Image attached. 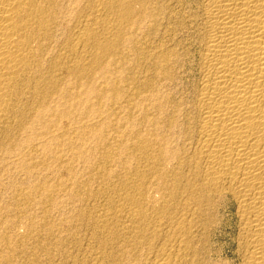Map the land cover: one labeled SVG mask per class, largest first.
<instances>
[{
	"label": "bare ground",
	"instance_id": "1",
	"mask_svg": "<svg viewBox=\"0 0 264 264\" xmlns=\"http://www.w3.org/2000/svg\"><path fill=\"white\" fill-rule=\"evenodd\" d=\"M110 15L115 16L116 22L110 23V18H112L108 17ZM108 18L110 21H107ZM145 18L147 20H143ZM142 20L145 21V24L146 21L148 22L146 32L150 34L153 40L155 37L157 38L159 29L157 27L160 26L163 30L162 39L160 40L158 37L159 41L155 38L156 43L153 41L154 43L147 44L149 46L147 49L145 48V52L136 47L135 50L133 49L137 61L140 62L141 59L149 61L150 70L161 85L159 87L171 91L169 88L176 82L179 71L187 66L189 60H191L190 65L193 68L192 78L187 85L189 86L187 95L177 98L169 92L161 91L164 93L161 95L158 91L159 88L154 87L155 82L152 85L148 76L149 79L140 82H143L142 88L139 89L138 85L133 83L130 93L126 92L128 91L127 88L126 91L124 90L131 100L142 97L147 105H149L148 102H151L153 110L159 114V120H157L158 118L147 119V115V120H145L148 121V125L152 126V129L149 128L151 132L147 133L148 135L144 133L139 135V133L131 131L132 135L135 134L131 139L137 154L135 159L138 163L136 161L135 163L138 165L133 169L131 168L132 170L126 169L128 172L122 183L124 188L120 190L114 188L118 191H112V193L116 192V197H111L115 193L108 196V193L113 190L111 189L114 186L113 176L112 179L107 176L108 179L113 180L112 186L109 188L111 190L108 193L105 192L106 189L108 190V183L110 182V180L108 183L106 182L107 178L101 182L102 188H98H101L100 191L102 192L99 194H105L104 197L106 198L103 200H106L107 205L104 202L102 206L97 205L98 208H94L93 202V205L90 206L93 207V210L88 209L90 212L88 214H93V217L97 215L100 218L96 225L90 221L93 222L91 225L95 228L91 240L96 239L98 244L97 250L95 249V252L92 250L94 253L91 252L95 259L93 261L89 258L91 262L93 261L90 264H100L101 260H98L104 255L103 250L108 251L106 250L107 246H109L110 252H106L108 254H105L104 259L111 264H207L209 262L206 263L205 260L208 261V256L206 259L204 254L209 251L206 249V244L211 233L220 224L218 214L222 206H230L234 214L236 232L233 241V255L238 264H264V0H0V264H53L56 261L55 258L58 256L55 257L53 251L58 250L57 245L52 243L55 247L53 245L51 247L45 242L37 241L40 239L37 236V230L43 231V228H47H41L40 225L43 220L38 223L39 225L35 224L33 215L35 213L29 215V220L27 218V226L24 224L26 231L24 229V232L20 231L23 228L21 221L24 212H26V206L33 201L31 192L36 194L49 186L43 188L44 186L38 185L40 187L32 189L29 191L30 194L28 192L26 196L22 192L24 190L19 188L16 177L20 171L24 172V168L28 171L33 169L31 162L38 152V149H35V145H37L36 141L34 143L35 139L38 140L41 136L42 138L47 137L50 141H54V144L60 146L58 141H61L63 135L67 134L63 130L61 132V129L66 128L64 127L65 120H69L68 117H70L68 107L70 108V102L75 97H72L73 93L70 95L72 89H69V82L73 83L74 81L77 84L84 79L83 82L88 83L90 77L96 75L95 72L99 71V74L103 71L98 70L103 66L99 64L102 61L101 58L103 57L104 59H102L105 60L109 57L103 54L111 47L120 44L119 34L118 36L114 35L116 36L115 40L108 38L102 41L101 34H106L103 31L120 32L123 28V31L128 32L130 28L132 38L134 36L132 33L138 32L141 35L140 33L145 32V29L140 32L141 28H138ZM125 27H128V30ZM149 34L145 35L149 36ZM128 37H125V40L128 41ZM129 41L132 42L131 39ZM128 42L124 43L125 46H129L130 43L128 44ZM128 46L126 48L129 49ZM119 48L121 47L119 46ZM120 53L118 51V56ZM124 54L126 53L120 55L124 56ZM120 57L118 59L121 63ZM134 58L133 62H126L135 63ZM99 60L101 61L98 63ZM141 62L143 63V61ZM128 67L126 66V68ZM135 70L138 69L135 68ZM104 72L107 71L100 73V76L101 74L105 75ZM132 76L130 77L132 78ZM141 76L142 74L138 77ZM180 76L182 77V75ZM72 79L73 81H70ZM132 79L133 81L137 80V78ZM177 81L179 83V79ZM109 86L111 85L107 87ZM88 89V92L93 93L94 96L104 95V88L100 89L93 86ZM115 89L112 91L115 95L114 106L119 101V99L116 101L115 97L125 95L118 88ZM108 95L105 97L107 98ZM78 98L72 102L76 100L77 103ZM80 98L81 104L83 100L81 101ZM84 101L86 102V100ZM139 104L141 103L138 102L136 106L130 104V106L144 107V105L139 106ZM121 105H117L120 108L119 112L122 110ZM147 107L145 108L147 109ZM112 108L114 109V107ZM127 108L132 111L131 108ZM135 108L132 109L135 110ZM115 109L117 110V108ZM109 111L111 112L112 109ZM152 113L154 112H151V115ZM153 116L155 117V115ZM98 119L99 116L96 120ZM91 120L93 121L92 118ZM135 121H140V118L138 117ZM79 122L76 121L77 124ZM142 122L144 124L145 121ZM69 123L68 125H70ZM59 124L60 126L63 124V128L60 129ZM83 124L85 125L84 122ZM94 125L96 124L94 123ZM136 126L133 128L130 126V128L139 132L137 129L141 127L135 129ZM55 127H58L59 131ZM70 127L72 128V126ZM80 127L82 126L80 125ZM84 127L82 131H84ZM54 128L57 132L66 134L55 135L53 133ZM86 128L88 130L90 127ZM86 128L85 131H87ZM100 128L97 127V130ZM74 129L72 128V130ZM144 129L146 132L147 126ZM79 130L81 131V129ZM93 131L95 130L93 129ZM37 133L41 134L38 138L39 134ZM60 133L58 134L60 135ZM143 134L148 137L142 136ZM68 135L67 137L70 136ZM79 135L81 134L79 133ZM70 137L73 138L74 135ZM99 137L101 138V135L96 136V139ZM78 138L80 140V136ZM65 139H62V142L66 141ZM55 140H58L57 143ZM100 143L103 145L104 142L101 141ZM120 143L121 141H119ZM38 145L44 147V144ZM49 145L47 144V148L44 147V149L51 148ZM130 146L131 144H129ZM129 147L128 150L131 152L130 149L133 147L130 149ZM40 148L39 150L42 149ZM124 148L127 151V148ZM120 152L115 154H121L122 152ZM44 153H42L43 156ZM125 153L124 159L128 151L126 155ZM77 154L74 153V157H77ZM109 154H111L110 151L109 153L102 152V156H99L103 161L109 162L114 153L111 156ZM114 156L116 157V155ZM121 157L123 156L120 155L118 160ZM127 160H125L126 163ZM132 160L134 161V158ZM120 161L124 162L122 159ZM30 163L32 167H30ZM105 163L107 164V162ZM25 164L29 166L27 167ZM121 166H125V164H121ZM121 169L123 173V168ZM95 171L100 173L101 170ZM106 173L104 172V174ZM99 178L102 177L99 176ZM151 183L156 186L155 193L160 195L158 198H161V203L152 205L153 207L149 211L147 204L153 195L149 196L151 192H147L149 189H146V186ZM150 187L155 188L154 186ZM72 190L71 194L74 192L73 188ZM88 194L87 192L86 198ZM70 196L72 197V195ZM96 197L93 196L94 200ZM81 211L83 212L84 209ZM149 212L153 216L149 215ZM85 213L87 215V212ZM46 215L48 217V214ZM97 216L95 217L97 218ZM42 217L44 215L41 216V219ZM68 218L70 217L68 216ZM44 220L43 226H50V223L48 224V221ZM86 221L85 223L89 222ZM78 223L80 224V221ZM35 225L41 229L38 227L36 230ZM49 226L48 229L51 228ZM93 228H91L92 231ZM54 229H50V235H56L54 233L58 229ZM60 229L59 232L61 233ZM77 229L79 231L81 228ZM53 230L54 233H52ZM68 230L71 231L70 228ZM158 231L162 233L159 232V235L163 236H161L162 242L159 238L158 241L161 243H157L158 245L156 244L157 246L154 247L152 244L155 242L150 244V241ZM59 232L56 233L59 234ZM72 233H68V235ZM62 234H66V238H68L67 231ZM90 235L91 232L88 236ZM58 238L56 235V239ZM49 240L48 244H50ZM58 240L60 241V239ZM53 241L55 242V240ZM65 241L61 239V242L64 243ZM155 241L157 240L155 239ZM94 243L93 245H96ZM47 246L53 251L48 250ZM68 246L70 245L68 244ZM64 247L62 252L59 251L60 253L64 254L63 251H66V247ZM69 249H67L68 253L70 252ZM75 253L72 254L78 256L79 252L76 251ZM64 256L67 257V254ZM74 260L73 264H83L84 261H87L83 259V261L80 259L82 262ZM60 262L62 261L59 260V264ZM72 262L73 260H71Z\"/></svg>",
	"mask_w": 264,
	"mask_h": 264
},
{
	"label": "rangeland",
	"instance_id": "2",
	"mask_svg": "<svg viewBox=\"0 0 264 264\" xmlns=\"http://www.w3.org/2000/svg\"><path fill=\"white\" fill-rule=\"evenodd\" d=\"M163 1H166V0H163ZM109 18L110 17H112V18H110L111 19V21H110V19L108 18L107 19V21H110V23H114V21L116 20L115 19V16L114 15H110V16H108ZM143 20H147L146 18L145 19H143ZM142 20V21H143ZM141 21V22H142ZM116 22V21H115ZM141 22H140V25L138 26V28L140 29L141 28V30H140V32H142L143 30L142 29H145V32H142V33H140L141 35H139L138 34V32L136 33V34H134V33H132L134 36L133 37H135V38H131V31H130V28H129V33L127 32V31H123V28H122V31H114V32H112V31H107V30H105V31H103V33L104 32H106V34L104 33L103 35L101 34V40L102 41H105V40H107L108 38L109 39H111L112 40V38H113V40H115L116 38V36H114V35H117L118 36V34H119V37H120V44H119V46L121 47V48H119V46L117 47L116 45H115V47L113 48V47H111L110 49H108L107 50V52L111 55H109L107 52L105 53V54H103V55H106V57H108V58H105V60H103L102 58H101V60H99L98 61V63L101 61V63H99V64H101V65H103V66H101V65H99V66H101L98 70H100V71H107L108 72V74H107V72H104L105 73V75H102L101 74V76H100V73H102V72H100L99 74H98V72H95V74L96 75H94V76H92V77H90V79H89V82L88 83H86V81H85V83L83 82L84 81V79H83V81L82 82H79V83H77V84H75L74 83V81H73V79L72 80H70V81H73V83L72 82H69V84H68V86H69V89H72V90H70V95H72V93H73V95H72V97H76L77 96V94H78V97L80 96H82L81 98H80V100L82 101L83 100V102L80 104V101H79V98L78 97H76V98H78L77 99V103H76V100L74 101V102H72L74 99H76L75 97L72 99V103L70 102V105L72 106H70V108L68 107V112H69V116L70 117H68L69 118V120L68 119H66L65 120V122H66V124H64L65 126L64 127H70V126H72V128L74 129V128H77V129H74V130H72V128L70 127H68L69 128V131H68V128L65 130V129H61V128H63V124L60 126V124H59V128L61 129V132H62V130H63V132L65 131V132H67V134H69L70 136H72L73 137V135H74V137H75V135H77L75 138L76 139H78V140H76L74 137L73 138H71L69 135V137H67V134L66 133H63V134H66V135H63L62 133H60V132H57V131H59L58 130V127H55V128H57V131H56V129L54 130V134L55 135H58V136H61V134L63 135V138H61L60 140L61 141H58L59 143H60V146L59 145H57V144H54L52 141H50L47 137L45 138V137H43L42 138V136H41V134L40 133H37V134H39L38 136H37V138L39 137V136H41V137H39V139L37 140V139H35L34 140V143H36L37 145L38 144H40V145H42V144H44V147L45 148H47V144L49 145V146H51V148L50 147H48V150H45L44 149V147H43V145L42 146H40L39 147V145L37 146V145H35V149H38L37 151V156H36V154H35V156L33 157V159H32V165H33V171L32 170H30L31 171V173H30V171H28V170H26V168H24V172L22 171H20V173H18V175H17V177H16V180H17V182H18V184H19V188L20 189H23L24 191H22L23 192V194L24 195H28V194H30V192L29 191H32V189H34V188H36V187H40V186H38V185H41V186H44L43 188H45V187H48V188H45V192L44 191H42V192H40L39 191V193H33V192H31L32 193V198H33V201L31 202V203H28L27 204V206H26V212H24V215H23V217H22V221H21V223L23 224H21L22 225V230H20L21 232L23 231L24 232V230L26 231V224H28V220H29V215H32L33 213H35V214H33L34 215V222H35V224H37V225H39L38 223H40V221L41 220H43V221H41V228L42 227H46L47 229H45V228H43L42 230L43 231H38L37 230V228L39 227V226H37V225H35V229L37 230V236H38V238H40L39 240H37V239H35V240H37V241H39V242H42V243H46L47 245H49V246H51V245H53L54 243V245H57L56 247H58L57 249V254L55 255V253L56 252H54L52 249L50 250L49 249V247H48V250H50V251H53V253H54V256L56 257V256H58V257H56L55 259H56V261H55V259H54V263L53 264H59V260H61L62 262H60V264H64L66 261V263L65 264H70L71 263V260H73V262L71 263V264H73L74 263V259H76V261H81L82 259L83 260H87V261H84V263L83 264H90V263H93V261H94V255H93V253L97 250L96 248H98V244H97V242H96V239H93V240H91L92 239V232H94V230H95V228H93V226L91 225V224H93V222H94V224L96 225L97 224V221H98V219L100 220V218H98V216L97 215H94V217H93V214H88V212H89V210L90 209H92L93 210V207L94 208H98V206L99 205H103L104 204V202H105V204H106V200H103L104 198H106V197H104V195L103 194H99V193H102L100 190H101V188H102V181H103V179L105 178H107L108 179V177L110 176V179H112L111 177L113 176L114 178H113V180H114V186H112V183H113V180H110V179H108L106 182L108 183V181L110 180V182L108 183V185H109V187H108V190L106 191L105 190V192L106 193H108L111 189H113V190H111L108 194V196H111V194H113V193H115L114 195H112L111 197H113V198H115L116 196V192L118 191V190H120V189H122V188H124V184H122L123 182H124V179L123 178H125V175H127V170L129 169V170H132L133 168H135L138 164H136L135 163V161H136V159H135V157H136V153H135V148L132 146V137H134L135 136V134L133 133V135L131 134L132 132H136V133H139V135H141L142 133H144V134H149V132H151L150 131V129H152V126L149 124H147L148 123V121L146 122V120L147 119H157V120H159V114H157L154 110H153V107H152V103L151 102H148V104L150 105H147L146 103V101H143L142 100V97H139V98H137V99H133L134 101H136L135 103H137L138 104V102L139 103H141V104H139V106L140 105H144V107H142V106H140V107H136L137 108V110H136V108L135 107H133V106H130V104L131 105H134L135 103H134V101L133 100H131V99H129V97H127V94L128 93H130L129 91L131 90V84H133L134 83V85H138V87H139V89L140 88H142V83H140L141 81H144V80H146V79H149L150 80V82L152 83V85L154 84L153 82H155V85H157V86H155L154 85V87H156L157 89H158V91L161 93V95L162 94H164V93H167V92H169L173 97H181V96H183V95H187V90H188V87L189 86H187L188 84H189V82H191V79L190 78H192V74L191 73H193V68H192V66L190 65V61L191 60H189V65H188V63H187V66L185 67V68H183V70L182 71H179V75L177 76V78L179 79V83H178V79L176 80V82H174V86L175 87H170L169 89L171 90V91H169L168 89V91L166 90V88H164V87H162V89L160 88L161 87V85H160V83H158V81L156 80V78H154V75H153V72H152V70H150V64H149V61L147 62L146 60H142L141 59V61H143V63L141 62H139V61H137V57H136V55L134 54V51H133V49L135 50V47L136 48H138L139 50H142L143 52H145L146 51V49L148 48L147 46H149V45H147V44H149V43H156L157 41H159V39L161 40L162 39V37H163V30L161 29V27L160 26H158L157 28H159L158 29V34H157V41H156V39L154 38V40L150 37V34L148 33V32H146L147 31V21H146V24H145V21H143L144 22V25H143V22H142V24H141ZM144 26H145V28H144ZM125 28H127V30H128V27H125ZM124 28V30H126ZM139 29H138V31H139ZM113 33V35L111 36V34ZM119 32V33H118ZM162 32V33H161ZM109 34V35H108ZM145 34H149V36L148 35H145ZM125 35V36H124ZM127 35H130L129 37L127 36ZM142 35H144V36H142ZM139 36V37H138ZM143 37V38H141V37ZM128 37V39L130 40L131 39V41L132 42H130L129 40V42L127 41V40H125L126 38ZM158 37H159V39H158ZM121 38H123V39H121ZM137 38H139L138 40H137ZM148 38H150V39H148ZM141 39V40H140ZM144 39H145V41H144ZM152 39V40H151ZM122 40H123V42H122ZM128 42V44H129V46L128 47H130L129 49L128 48H126L127 46H125L126 44H124L125 42ZM144 43H143V42ZM151 41V42H150ZM154 41V42H153ZM135 42V43H134ZM142 42V43H141ZM122 43H123V45H122ZM140 43H141V45H140ZM133 44V45H132ZM137 44H138V47H137ZM144 44V45H143ZM123 47H122V46ZM134 45H136V46H134ZM132 47V48H131ZM140 47V48H139ZM143 49H142V48ZM115 48H117V49H115ZM123 48H124V50H123ZM126 48V49H125ZM146 48V49H145ZM113 49V50H112ZM114 49H115V51H114ZM128 49V50H127ZM121 50V51H120ZM131 52H130V51ZM145 50V51H144ZM113 51V52H112ZM118 51L119 52H121L122 53V55H123V53L125 52L126 54H124V56H121L120 54H119V56H118ZM133 51V52H132ZM128 52V53H127ZM116 55H115V54ZM134 54L133 56H132V54ZM113 54V55H112ZM108 55V56H107ZM122 58H121V57ZM115 57V58H114ZM118 57H120V60H121V63H120V61H119V59H118ZM125 57V58H124ZM133 57H135L134 58V60H136V61H134L135 63H129L130 61L131 62H133ZM107 59V60H106ZM115 59V60H114ZM123 59V60H122ZM132 59V60H131ZM110 60H112L111 62H110ZM119 62H118V61ZM139 60V59H138ZM103 61H105V62H103ZM124 61V62H123ZM126 61H129V62H126ZM103 62V63H102ZM123 62V63H122ZM126 62V64H124ZM139 62V63H138ZM107 63H108V65H107ZM110 63V64H109ZM117 63V64H116ZM138 63V64H137ZM106 64V65H105ZM135 64V65H134ZM140 64V65H139ZM104 65H105V67H104ZM121 65V66H120ZM125 65V66H124ZM134 66V68H133V66ZM137 65V66H136ZM143 65V66H142ZM145 65V66H144ZM149 65V66H148ZM119 66H120V68H119ZM123 66V67H122ZM126 66H129L128 68H126ZM130 66H131V68H130ZM136 66V67H135ZM103 67V69H101ZM139 67H141V68H139ZM146 67V68H145ZM124 68H126V69H124ZM135 68L136 69H138L137 71L135 70ZM142 68H144V69H142ZM114 69V70H113ZM132 69V70H131ZM142 69V70H141ZM147 69H149L148 71H146ZM139 70H141V71H139ZM144 70V71H143ZM136 71V72H135ZM185 71V72H184ZM187 71V72H186ZM189 71V72H188ZM122 72V73H121ZM136 74H135V73ZM148 74H147V73ZM151 72V73H150ZM181 72V73H180ZM189 73V74H188ZM112 74V75H111ZM135 74V75H134ZM140 74H142V78L141 77H138ZM152 76H151V75ZM133 75V76H132ZM138 75V76H137ZM180 75H182V77L180 76ZM107 76V77H106ZM130 76H132V78H137V80H139V81H137L136 79H135V81H133V79L130 77ZM144 76V77H143ZM147 76L149 77V78H147ZM120 77V78H119ZM124 77H125V79H124ZM128 77V78H127ZM132 79H130V78ZM180 77V78H179ZM189 77V78H188ZM98 78V79H97ZM151 78H152V80H151ZM183 78V79H182ZM113 79V80H112ZM119 79V80H118ZM121 79V80H120ZM142 79V80H141ZM190 79V80H189ZM111 80V81H110ZM131 80V81H130ZM130 81V82H129ZM133 81V82H132ZM119 82V83H118ZM139 82V83H138ZM188 82V83H187ZM71 83V84H70ZM82 83H83V85H82ZM94 83V84H93ZM102 83V84H101ZM115 83V84H114ZM125 83H128V84H126L125 85ZM136 83H138V84H136ZM159 85H158V84ZM99 84V85H98ZM130 84V85H129ZM73 85H74V87H73ZM77 85H79V86H77ZM83 87H82V86ZM108 85H111V86H109V87H111V88H113V89H115V87H116V89L118 88L119 90H121V93L122 94H125L124 96L123 95H120V97L121 96H123V97H115V100L116 101H118V99H119V101L118 102H116V103H118V104H116L115 106H114V93L112 92V91H114L113 89H109V87H107ZM114 87H113V86ZM123 85H125L124 87H123ZM127 85H129V86H127ZM97 87V88H100V89H103L104 88V95H101V96H99V97H97V96H94V94L93 93H91L90 94V92H88L89 91V89L88 88H91V87ZM118 86H121L120 88L118 87ZM160 86V87H159ZM79 87V88H78ZM123 87V88H122ZM129 87V88H128ZM77 88V89H76ZM106 88V89H105ZM109 90H108V89ZM128 89V91H126L127 89ZM75 89V90H74ZM88 89V90H87ZM115 89V90H116ZM122 89H123V91H122ZM126 89V90H125ZM81 90V91H80ZM106 90V91H105ZM126 92H128V93H126ZM82 91H84V92H82ZM108 91V92H107ZM164 92V93H162V92ZM77 94H76V93ZM87 92V93H86ZM112 92V93H111ZM75 93V94H74ZM83 93V94H82ZM108 93H109V95H108ZM121 93H119V94H121ZM89 94V95H88ZM93 94V95H92ZM113 96H112V95ZM106 95H108L107 96V98L105 97ZM94 96V97H93ZM85 97H86V99H85ZM97 97V98H96ZM126 97V98H125ZM109 98V99H108ZM113 98V99H112ZM128 98V99H127ZM88 99V100H87ZM123 101H121V100ZM124 99H125V102L127 101V102H129V103H125L124 102ZM139 99H140V101H142V102H140L139 101ZM84 100H86V102L84 101ZM129 100V101H128ZM138 100V101H137ZM102 101V102H101ZM113 103H112V102ZM123 104H122V103ZM79 103V104H78ZM133 103V104H132ZM112 105V107H114V109L111 107V105ZM122 104V105H121ZM128 105L127 107H129V108H131L130 110H132V111H129V109L126 107V105ZM137 104H135L134 106H136ZM58 105H60V104H58ZM84 105H86V106H84ZM117 105H121V108H122V110H120V112H119V106L117 107ZM148 107H147V106ZM94 107V109H92L93 107ZM106 106H107V108H106ZM123 106V107H122ZM74 107V108H73ZM80 107V108H79ZM88 107V108H87ZM110 107V108H109ZM125 107H126V109H125ZM145 107H147V109L145 108ZM105 108H106V111H105ZM115 108H117V110L115 109ZM132 108H135V110H133ZM143 108V109H142ZM145 108V109H144ZM86 109V110H85ZM111 110L112 109V113L109 111V110ZM81 110V111H80ZM95 110V111H94ZM114 110H116V111H114ZM125 110V111H124ZM143 110H145V111H143ZM152 110V111H151ZM114 111V112H113ZM147 111V112H146ZM74 112H75V114H74ZM144 112H145V114H144ZM151 112H154V113H152V115H151ZM76 113H77V115H76ZM81 113V115H79ZM106 113V114H105ZM110 113H111V115H110ZM115 113V114H114ZM127 113V114H126ZM141 113H143V114H141ZM72 114V115H71ZM85 114V115H84ZM140 114V115H139ZM87 115V116H86ZM103 115V116H102ZM139 115V116H138ZM147 115H148V118H147ZM149 115H151V117H153V118H149ZM153 115H155V117L153 116ZM157 115V116H156ZM71 116H73L72 118H71ZM92 116V117H91ZM99 116V119L98 120H96L97 119V117ZM101 116V117H100ZM124 116H126V117H124ZM140 116H142V117H140ZM89 117V118H88ZM94 117V118H93ZM96 117V118H95ZM107 117V118H106ZM140 118V121H135L137 118ZM75 118H76V120H75ZM91 118L93 119V121L91 120ZM127 118H129V119H127ZM132 118V119H131ZM136 118V119H135ZM142 118V119H141ZM147 118V119H146ZM73 121H72V120ZM82 119V120H81ZM86 119H88L89 121H87ZM103 119V120H102ZM106 119V120H105ZM131 119V120H130ZM146 119V120H145ZM125 120V121H124ZM139 120V119H138ZM59 121V120H58ZM57 121V122H58ZM61 121V120H60ZM64 121V120H63ZM70 123H69V122ZM76 121L77 122H79L78 124L76 123ZM85 121H87V122H85ZM96 121V122H95ZM102 121V122H101ZM132 121V122H131ZM142 121H145L144 122V124H143V122ZM72 122V123H71ZM83 122L85 123V125L83 124ZM89 122H91L90 124H89ZM93 122V123H92ZM130 124H129V123ZM133 122H134V125H133ZM140 122H142V123H140ZM68 123L70 124V125H68ZM88 123V124H87ZM94 123L96 124V125H94ZM99 123V124H98ZM147 125H146V124ZM75 124V125H74ZM85 126H83V125ZM141 124V125H140ZM77 125H79V126H77ZM80 125L82 126V127H80ZM91 125V126H90ZM96 127H94V126ZM99 125V126H98ZM135 125H137L136 126V128L135 129H137V128H139V126L141 127V128H139V129H137V130H139V132L138 131H136V130H134V129H131L130 128V126H132V128H133V126H135ZM104 126V127H103ZM142 126H145V127H142ZM146 126H147V128H148V132L146 131V132H144V130H146V129H144V128H146ZM149 126V127H148ZM84 127V131H82V128ZM86 127H90V128H88V130H87V128ZM92 127V128H91ZM97 127L98 128H104V130H103V128L101 129H98L97 130ZM106 127V128H105ZM125 127V128H124ZM85 128H86V130L88 131H85ZM130 128V129H129ZM150 128V129H149ZM79 129H81V131L79 130ZM90 129H92V130H90ZM93 129L96 131H93ZM144 129V130H143ZM71 130V131H70ZM76 130V131H75ZM78 130H79V132H78ZM100 130V131H99ZM142 130V131H141ZM55 131H56V133H55ZM90 131H92V132H90ZM99 131V132H98ZM104 131V132H103ZM130 131V132H129ZM132 131V132H131ZM71 134H70V133ZM74 132H76V133H74ZM101 132V133H100ZM141 132V133H140ZM58 133H60V135L58 134ZM78 133V134H77ZM79 133L81 134V135H79ZM84 133V134H83ZM98 137V136H100L101 135V138L99 137V138H97L96 139V136L94 135V134ZM98 133H100V134H98ZM104 135V138H102V136ZM131 134V135H130ZM142 135V136H144V137H146L145 135ZM84 135V136H83ZM90 135V136H89ZM93 135V136H92ZM123 135V136H122ZM130 135V136H129ZM66 136V137H65ZM80 136V140H79V137ZM81 137H82V139H81ZM91 137V138H90ZM127 137V138H126ZM148 137V136H147ZM64 138H66L65 140L68 142L69 140H72V141H69L68 143L66 142V141H64V142H62L63 140H64ZM83 138H85V139H83ZM121 138V139H120ZM46 139V140H45ZM48 139V140H47ZM63 139V140H62ZM73 139H75L76 140V142H75V140H73ZM98 139H99V143H98ZM125 139V140H124ZM42 141V142H44V143H42V142H40V141ZM82 140V141H81ZM95 140V141H94ZM117 140V141H116ZM130 140H131V142H130ZM36 141V142H35ZM46 141V142H45ZM56 141V140H55ZM57 141H56V143H57ZM80 141V142H79ZM85 141V142H84ZM101 141H103L104 143H102L103 145H101ZM119 141H121V143L119 144ZM54 144H52V143ZM74 143L73 145H72V143ZM116 142V143H115ZM42 143V144H41ZM58 143V144H59ZM62 143V144H61ZM63 143H65L64 145H63ZM69 143H71L70 145H71V147H70V145H69ZM46 144V145H45ZM66 144H68L67 146H66ZM77 144V145H76ZM96 144V145H95ZM121 144H122V147H121ZM126 144V145H125ZM129 144H131V146L133 147H129ZM79 145V146H78ZM83 146V147H82ZM114 146V147H113ZM119 146H120V148H119ZM126 147L127 149V151H128V154H127V151H125V148L124 147ZM77 147V148H76ZM90 147V148H89ZM99 147V148H98ZM128 147H129V149L130 148H132V149H130V151L131 152H129V150H128ZM39 148L41 149V150H39ZM71 148H72V150H71ZM76 148V149H75ZM80 148V149H79ZM111 148H112V150H111ZM120 149V150H118V149ZM122 148V149H121ZM124 148V149H123ZM49 149H51V150H49ZM79 149V150H78ZM87 149V150H86ZM94 149V150H93ZM106 149V150H105ZM43 150H45L44 152H43ZM78 150V151H77ZM85 150V151H84ZM90 150V151H89ZM97 150V151H96ZM103 150H105V151H103ZM110 151V153L111 154H109L110 156L113 154V156H111L110 157V161L108 162V161H103L102 159H101V157L100 156H102V152L103 153H109V151ZM116 150H118L121 154H115L116 152L118 153V151H116ZM124 150V151H123ZM41 152V155H42V153H44L45 155L43 156H41L40 155V152ZM72 151V152H71ZM79 152L78 154H77V152ZM95 151V152H94ZM113 151V152H112ZM26 152V151H25ZM84 153V155H83V153ZM91 152V153H90ZM94 152V153H93ZM99 152H101L100 154H99ZM126 152V153H125ZM132 152H134V153H132ZM39 153V154H38ZM48 153V154H47ZM71 153H73V154H71ZM74 153H75V155L77 154V157H74L75 155H74ZM82 153V154H81ZM87 153V154H86ZM124 153H125V159H124ZM130 153V154H129ZM100 156H99V155ZM39 155V156H38ZM73 155V156H72ZM114 155H116V157L114 156ZM118 155V156H117ZM120 155H122L123 157H121V159H122V161H124V162H121L120 160H118L119 158L118 157H120ZM129 155H132V156H129ZM49 156V157H48ZM81 156H83V157H81ZM84 156H85V158H84ZM93 157H95V158H93ZM114 157V158H113ZM132 157V158H131ZM46 158V159H45ZM77 158V159H76ZM82 158V159H81ZM97 158H98V160H97ZM134 158V161L132 160ZM57 159V160H56ZM109 159V158H108ZM115 159H117V160H115ZM124 159V160H123ZM126 159H128L127 161V163L125 162V160ZM41 160V161H40ZM44 160V161H43ZM86 160V161H85ZM130 160V161H129ZM91 161V162H90ZM115 161H120V162H115ZM132 161H133V163H132ZM44 162V163H43ZM105 162H107V164L105 163ZM130 162V163H129ZM137 163H138V161H136ZM26 163V162H25ZM31 163L29 164L30 165V167H32L31 166ZM101 163V164H100ZM105 163V164H104ZM119 164V165H117V164ZM123 165V164H125V166H121V164ZM129 163V164H128ZM135 163V164H134ZM126 164H128V165H126ZM134 164V165H133ZM28 165V166H29ZM35 165H37V166H35ZM91 167H90V166ZM133 165V166H132ZM25 166H27L26 164H25ZM27 166V167H28ZM89 166V167H88ZM93 166V167H92ZM97 166H98V168H97ZM118 166V167H117ZM121 166V167H120ZM127 166H128V168H127ZM29 167V168H30ZM34 167H36V168H34ZM100 167V168H99ZM106 167V168H105ZM117 167V168H116ZM121 168H123V173L124 172H126L125 174H123L122 173V169ZM132 168V169H131ZM101 170L100 171V173H99V171H98V173L100 174H98L95 170ZM106 169H108V170H106ZM111 169V170H110ZM115 171H114V170ZM126 171H125V170ZM26 170V171H25ZM103 170V171H102ZM91 171V172H90ZM113 171V172H112ZM118 171V172H117ZM121 171V172H120ZM29 173V175H28V173ZM104 172L106 173V174H104ZM26 173V175H24ZM101 173H103L102 175H101ZM110 173H112V175H110ZM31 174V175H30ZM123 174V175H122ZM103 175H104V177H103ZM118 175V176H117ZM99 176L100 177H102V178H99ZM108 176V177H107ZM117 176V177H116ZM122 176V177H121ZM124 176V177H123ZM71 179V180H70ZM102 179V180H101ZM118 179V180H117ZM120 179V180H119ZM75 180V181H74ZM78 180V181H77ZM89 180V181H88ZM122 180V181H121ZM74 181V182H73ZM92 181V182H91ZM116 181V182H115ZM73 184H72V183ZM99 182V183H98ZM118 182H121V183H118ZM74 183H75V185H74ZM117 183H118V185H117ZM42 184H45V185H42ZM72 184V185H71ZM106 184V183H105ZM34 187H33V186ZM48 185V186H47ZM107 185V184H106ZM122 186V187H120V186ZM148 186H146L147 188L146 189H149V190H147V192H151V193H153V194H151L150 193V195L149 196H151V195H153V197L151 196L150 198H152L150 201H151V203H150V201L148 202L149 204H147L148 206V210L150 211V209L153 207V206H155V205H159L161 202H160V199L161 198H158V197H160V195H157L155 192H156V186L155 185H153L152 183L149 185V184H147ZM52 186V187H51ZM74 186V187H73ZM86 186V187H85ZM98 186V187H97ZM112 186V187H111ZM150 186H154L155 188L153 189V187H150ZM31 187V188H30ZM33 187V188H32ZM99 187H101L100 189H98ZM111 187V189H109ZM149 187V188H148ZM29 188V189H28ZM72 188L74 189V192L71 194L70 192H72L73 190H72ZM80 188V189H79ZM117 189L118 188V190H115V189ZM150 188H152V190H150ZM25 189H27V190H25ZM46 189H47V191H46ZM60 189V190H59ZM85 189H87V190H85ZM75 190H77L76 192H78L77 193V195H76V192H75ZM53 191V192H52ZM85 191H87L89 194H91V195H87V198H86V194H87V192H85ZM98 191H100V192H98ZM112 191H116V192H113L112 193ZM29 192V193H28ZM83 192V193H82ZM26 193V194H25ZM28 193V194H27ZM43 193V194H42ZM45 193V194H44ZM33 194H34V196H33ZM41 196H40V195ZM74 194V195H73ZM85 195V198H83L84 197V195ZM155 194V195H154ZM70 195H72V197L70 196ZM102 195V196H101ZM25 196V197H26ZM36 196V197H35ZM44 196V197H43ZM70 196V197H69ZM75 196V197H74ZM79 196V197H78ZM93 196H97L96 198H95V200H94V198H93ZM101 196V197H100ZM4 197H6V196H4ZM74 197V198H73ZM89 197H91V198H89ZM103 197V198H102ZM39 198V199H38ZM72 198V199H71ZM80 198V200H78V199ZM149 198V199H150ZM155 198H158L157 200L155 199ZM6 199V198H5ZM45 199V200H44ZM81 199H82V202H81ZM100 199H101V202H103V203H101L100 202ZM153 199H155V200H153ZM76 200H78V201H76ZM96 200H97V202H96ZM153 200V201H152ZM47 201V202H46ZM71 201V202H70ZM98 201H99V204H98ZM158 202V203H155V202ZM41 202V203H40ZM46 202V203H45ZM93 202H94V205H98L97 207L96 206H94L93 205ZM43 203V204H42ZM101 203V204H100ZM155 203V204H154ZM89 204V205H88ZM87 205V206H86ZM93 205V207H90V206H92ZM107 205V204H106ZM153 205V206H152ZM151 206V207H150ZM83 207V208H82ZM46 209V210H45ZM76 209H78V210H80V211H78V210H76ZM84 209V213L85 212H87V215H92V217H89V218H92L91 220L87 217V215H86V213L85 214H82L83 212L81 211V210H83ZM86 209V210H85ZM89 209V210H88ZM104 209H105V206H104ZM88 210V211H87ZM27 211H29L28 213H27ZM46 211H48V212H46ZM220 212H219V214H218V218L220 219V224L218 225V227L211 233V237H210V239L208 240V243L206 244V249H208L207 251H209L208 253H205L204 254V257H206V259H207V256H208V261L207 260H205L206 261V263L207 262H209V263H207V264H210V262H211V264L213 263V264H238V262H237V259L235 258V256L233 255V249H234V236H235V219H234V214H233V211H232V208L230 207V206H222L221 207V209L219 210ZM44 212V214H42ZM79 212V213H78ZM82 212V213H81ZM48 214V217H47V215L46 214ZM90 213V212H89ZM27 214H28V216H27ZM84 215L83 217L82 216H80V215ZM232 214V215H231ZM42 215H44V217H42V219H41V216ZM78 216V218H77V216ZM85 215H86V218H87V221H86V219H85ZM149 215H152L153 216V214H151L150 212H149ZM68 216L70 217V218H68ZM81 218H80V217ZM95 216H97V218L95 217ZM101 216V215H100ZM25 217V218H24ZM31 217H33V216H31ZM47 217V218H46ZM27 218H28V220H27ZM46 219V221H48V224L50 223V226L49 225H44L43 226V224H45V220L44 219ZM49 218V219H48ZM84 218V219H83ZM95 218V219H94ZM48 219V220H47ZM76 219H79V220H77L76 221ZM81 219V220H80ZM96 220V221H94V220ZM83 220H84V222H83ZM49 221H51L52 222V224H51V222H49ZM78 221H80V224H82V222H83V224L85 223V221L86 222H88L89 223V225H88V223H85L84 225L82 224V226H80V224L78 223L77 224V222ZM90 221H93V222H90ZM37 222V223H36ZM96 222V223H95ZM234 222V223H233ZM43 223V224H42ZM53 223H55V224H53ZM56 223H59L58 225H59V227H58V225L56 224ZM26 226H25V225ZM79 225V226H77V225ZM55 227H54V226ZM86 225H87V227H86ZM91 225V226H90ZM48 226L49 227H51V228H49L48 229ZM52 226H53V228H52ZM76 226V227H75ZM89 226H90V229H89ZM98 226V225H97ZM58 227V228H57ZM62 227V229H60ZM75 227V228H74ZM83 227V228H82ZM86 227V228H85ZM232 227H233V229H232ZM40 228V227H39ZM40 228V229H41ZM55 228V229H54ZM71 229V231H72V229H73V233L75 234L76 232V234L74 235L70 230H68V229ZM77 228H81L79 231H78V229ZM91 228H93V231H92V229ZM24 229V230H23ZM50 229H54V230H57L58 229V231H56V232H59V229H60V231H61V233L59 232V234L58 233H56L54 230H53V232L52 233H54V234H56L57 235V238H58V236H59V238L58 239H60V241L58 240V239H56V235H53V234H49V233H51L50 232ZM44 230H46V231H44ZM91 230V231H90ZM48 231V232H47ZM52 231V230H51ZM64 231H65V233H66V231H67V235H68V233L70 234V233H72L71 235H68L67 237L68 238H66V234L64 235V234H62V233H64ZM70 231V232H69ZM87 231V232H86ZM90 232H91V235L90 236H88L89 234H90ZM160 231H158L156 234H154V237H152L153 239H151V241H150V244H152V243H154V244H152L154 247H156L158 244L157 243H161L162 242V238H161V236L162 235H159L160 233H159ZM39 233H42V234H40L39 235ZM44 233V234H43ZM46 233V234H45ZM88 234V235H87ZM162 234V233H161ZM53 235V236H52ZM63 235V236H62ZM73 235H74V237H73ZM156 235V236H155ZM61 236H62V238H61ZM41 237H42V239H44V240H42L41 239ZM50 237H52V238H50ZM70 237H73V238H70ZM156 237V238H155ZM163 237V236H162ZM47 238V239H46ZM94 238V237H93ZM159 238H160V241H158L159 240ZM50 239V240H49ZM61 239H62V241L63 240H66L67 241V243H66V241L63 243V242H61ZM68 239V240H67ZM72 239V240H71ZM76 239V240H75ZM88 239V240H87ZM155 239L157 240V241H155ZM47 240V241H46ZM48 240H49V243L50 244H48ZM53 240H55V242L53 241ZM82 240V241H81ZM73 241H77L76 243L74 242V244H72L73 243ZM80 241V242H79ZM93 242L94 243V241H95V243L94 244H96V245H93V243H91V242ZM154 241V242H153ZM57 242V243H56ZM62 243V244H60V243ZM53 243V244H52ZM66 243V244H65ZM90 243V245L88 246V244ZM60 244V245H59ZM65 244V245H64ZM68 244L70 245V246H68ZM78 244V245H77ZM84 244V245H83ZM157 244V245H156ZM53 245V246H54ZM65 246L64 248L66 249V251L64 250L63 252H64V254H67V257L66 256H64V254L63 253H60V252H62L61 250H63V247H60V246ZM78 247H77V246ZM94 246V248H93V246ZM209 245V246H208ZM72 246V247H71ZM92 246V247H91ZM96 246V247H95ZM52 247V246H51ZM55 247V246H54ZM80 247V248H79ZM88 248L87 249V251H86V249H84V248ZM59 248H61L60 250H59ZM70 248V249H69ZM73 248V249H72ZM93 248V249H92ZM109 248V246H107L106 247V250H108L109 252H110V250L108 249ZM67 249H69V253H68V251H67ZM83 249V250H82ZM96 249V250H95ZM79 250H82V251H79ZM84 250H85V252H84ZM88 250H89V253H87L88 252ZM94 252H93V251ZM60 251V252H59ZM76 251H78L79 253H78V256L77 255H73L72 253L74 252V254H76L75 252ZM108 251H105V250H103V252H104V257L102 256L98 261H102V263H101V261H100V264H111V262L109 263V262H106V260L104 259L105 258V254H108V253H106V252H108ZM66 252V253H65ZM91 252H93V253H91ZM59 253V254H58ZM70 253H71V255H70ZM84 253H85V256H84ZM63 254V255H62ZM83 256H82V255ZM91 254V255H90ZM207 254V255H206ZM60 255V256H59ZM68 255H70V256H72V257H70V256H68ZM87 255H88V257H87ZM93 255V256H92ZM75 256V257H74ZM90 256H92V257H90ZM60 257V258H59ZM66 257V258H65ZM69 257V258H68ZM77 257H78V259L80 258V257H82V258H80L79 260L77 259ZM68 258V259H67ZM93 260L92 262H91V260ZM93 258V259H92ZM104 259V261H103V259ZM59 259V260H58ZM67 259V260H66ZM71 259V260H70ZM82 260V261H83ZM209 260H211V261H209ZM63 261H64V263H63ZM69 261V262H68ZM81 261V262H82ZM58 262V263H57ZM232 262V263H231Z\"/></svg>",
	"mask_w": 264,
	"mask_h": 264
}]
</instances>
